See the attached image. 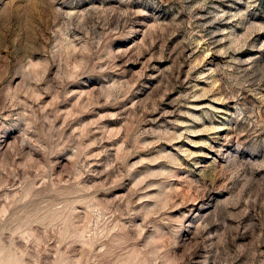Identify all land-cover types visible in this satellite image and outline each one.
<instances>
[{
	"label": "rangeland",
	"instance_id": "374dc122",
	"mask_svg": "<svg viewBox=\"0 0 264 264\" xmlns=\"http://www.w3.org/2000/svg\"><path fill=\"white\" fill-rule=\"evenodd\" d=\"M0 264H264V0H0Z\"/></svg>",
	"mask_w": 264,
	"mask_h": 264
}]
</instances>
